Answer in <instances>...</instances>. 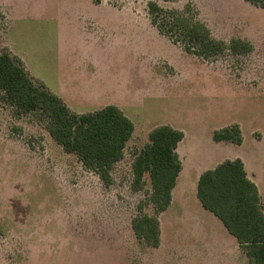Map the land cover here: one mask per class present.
<instances>
[{
  "label": "rangeland",
  "instance_id": "rangeland-1",
  "mask_svg": "<svg viewBox=\"0 0 264 264\" xmlns=\"http://www.w3.org/2000/svg\"><path fill=\"white\" fill-rule=\"evenodd\" d=\"M155 1L191 3L214 37L248 40L252 51L212 60L188 53L151 23L148 0H0L1 50L73 111L114 104L135 125L106 183L53 139L42 113L18 114L0 100V264H250L236 238L200 211L196 176L240 157L264 197V7ZM234 123L242 144L213 139ZM164 124L187 135L185 168L153 247L132 227L155 213L149 175L137 188L133 162Z\"/></svg>",
  "mask_w": 264,
  "mask_h": 264
},
{
  "label": "trees",
  "instance_id": "trees-1",
  "mask_svg": "<svg viewBox=\"0 0 264 264\" xmlns=\"http://www.w3.org/2000/svg\"><path fill=\"white\" fill-rule=\"evenodd\" d=\"M245 1L264 7V0ZM147 7L151 23L158 31L188 53L212 60L226 51L247 54L253 49L250 41L239 37L229 41L214 37L191 3L178 9L148 0ZM0 97L14 106L18 114L42 113L53 139L110 183L111 171L122 159L135 129L134 122L120 107L109 104L87 112L73 111L62 97L30 74L20 57L7 49L0 52ZM184 137L181 129L168 124L157 126L150 133V142L135 155L134 184L141 188L144 176L149 175L148 200L154 204L155 213L136 216L132 227L138 240L148 246L160 245L158 215L171 204L172 190L182 169L177 147ZM213 139L239 145L243 135L234 123L215 130ZM197 196L202 206L237 239L250 264H264V209L258 186L248 176L243 160L226 159L202 172Z\"/></svg>",
  "mask_w": 264,
  "mask_h": 264
},
{
  "label": "crops",
  "instance_id": "crops-1",
  "mask_svg": "<svg viewBox=\"0 0 264 264\" xmlns=\"http://www.w3.org/2000/svg\"><path fill=\"white\" fill-rule=\"evenodd\" d=\"M1 14V13H0ZM0 21H1V19H0ZM0 32H1V26H0ZM0 41H1V39H0ZM0 52H1V49H0ZM64 100V99H63ZM185 133V132H184ZM186 138H187V135L185 134V137H184V139L178 144V147H177V152H178V154H179V156H180V159H181V162H182V169H181V171H180V173H179V176H178V178H177V182H176V185H175V187L173 188V190H172V200H171V204L169 205V207L167 208V209H169L170 207H171V205L173 204V202H174V200H175V191H176V189H177V187L179 186V181H180V179H181V176H182V174H183V171H184V168H185V164H184V160L182 159V155H181V152H180V146H181V144L186 140ZM240 158V157H239ZM233 159H235V158H233ZM242 160H243V162H244V165H245V168H246V170H247V172H248V176L256 183V185L258 186V190H259V193H260V197H261V202H262V205H263V209H264V197H263V195H262V189H261V186H260V184H259V180H258V178H257V176H256V174L255 173H252L251 174V171H250V162H247L245 159H243V158H241ZM217 163V162H216ZM219 163V162H218ZM217 163V164H218ZM216 164V165H217ZM215 163L214 164H212V166H211V168H214L215 166ZM210 168V169H211ZM205 170H207V169H205ZM205 170H202V171H200L199 173H198V175L196 176V179H197V184H198V180H199V177H200V175H201V173L202 172H204ZM255 174V175H254ZM196 193H197V186H196ZM198 200H199V198H198ZM198 202V201H197ZM199 202H200V200H199ZM199 204V208L201 209L200 211L206 216V217H209V218H211V221H212V223L216 226V227H218V228H220L222 231L221 232H223V233H227L228 232V230L226 229V227L224 226V224L222 223V221L217 217V216H215L212 212H210L209 210H207V209H205L203 206H202V204H201V202L200 203H198ZM201 204V205H200ZM201 206V207H200ZM166 209V210H167ZM165 210V211H166ZM165 211H163V212H165ZM163 212H161L160 214H162ZM220 232V233H221ZM237 240V239H236ZM237 243H238V241H237ZM239 244V243H238ZM239 248H240V250H242L241 249V247H240V245H239ZM246 256V255H245ZM247 257V256H246Z\"/></svg>",
  "mask_w": 264,
  "mask_h": 264
}]
</instances>
